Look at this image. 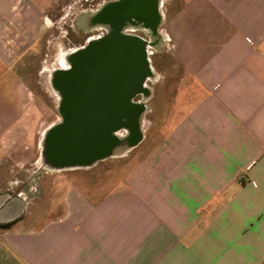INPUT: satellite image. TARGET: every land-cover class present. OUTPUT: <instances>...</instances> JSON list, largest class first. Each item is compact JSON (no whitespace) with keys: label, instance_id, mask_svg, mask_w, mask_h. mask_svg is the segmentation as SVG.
<instances>
[{"label":"crops","instance_id":"crops-1","mask_svg":"<svg viewBox=\"0 0 264 264\" xmlns=\"http://www.w3.org/2000/svg\"><path fill=\"white\" fill-rule=\"evenodd\" d=\"M61 3L0 0V155ZM165 35L184 69L146 100L121 179L9 182L0 264H264V0H184Z\"/></svg>","mask_w":264,"mask_h":264},{"label":"water","instance_id":"water-1","mask_svg":"<svg viewBox=\"0 0 264 264\" xmlns=\"http://www.w3.org/2000/svg\"><path fill=\"white\" fill-rule=\"evenodd\" d=\"M147 3L153 8V0ZM124 11L121 3L104 7L96 20L109 33L74 51L65 69L49 74L62 119L43 133L40 163L44 169L88 168L107 156L122 155L140 140L145 104L133 103L131 98L137 92L147 93L143 84L153 74L149 45L123 32ZM111 12L114 22L106 18Z\"/></svg>","mask_w":264,"mask_h":264},{"label":"rangeland","instance_id":"rangeland-1","mask_svg":"<svg viewBox=\"0 0 264 264\" xmlns=\"http://www.w3.org/2000/svg\"><path fill=\"white\" fill-rule=\"evenodd\" d=\"M84 0H62L65 10L61 13H52L55 16L44 33V36L35 45L33 54L30 53L24 77L33 92V107L26 116V124L17 127L3 141V151L0 155V190L9 189V182L15 179H23L33 172L35 181L40 182L49 178L59 179L64 175L88 177L93 170V181L121 179L123 163L127 158L117 155L105 161H100L88 168H78L63 171H49L40 168V142L44 131L51 125L59 122L57 95L49 83V71L58 69V58L63 52H72L84 45V40L79 37L74 27H67L65 24H73L74 17L85 9L82 6ZM61 3V5H62ZM184 3V0H160L161 25L159 32L162 36L158 48H148V59L152 74L157 78L153 81L146 79L144 85L149 88V101H154L160 96L161 83H169L170 74L183 71L184 67L179 65L176 59V52L168 40V22L173 11ZM60 5V7H61ZM66 13L59 22L57 17ZM88 14L89 11L83 12ZM82 13V14H83ZM65 21V24H64ZM70 31V35L64 37ZM98 33H92L96 36ZM25 73V75H26ZM29 74V75H28ZM164 78V79H163ZM167 97L169 99L170 92ZM146 99V100H147ZM144 101V104L146 102ZM150 102V103H151ZM27 168L28 172H25ZM62 175H59L61 174ZM19 191L22 189L19 188ZM41 188H34V195H43Z\"/></svg>","mask_w":264,"mask_h":264},{"label":"flooded vegetation","instance_id":"flooded-vegetation-1","mask_svg":"<svg viewBox=\"0 0 264 264\" xmlns=\"http://www.w3.org/2000/svg\"><path fill=\"white\" fill-rule=\"evenodd\" d=\"M153 1H154V5L153 8H151L150 5L148 6L147 0H84L82 6H85V9L74 17L73 24L67 25L65 24L64 21V24L67 27L69 28L74 27L77 35L79 37H82V40L85 41L84 45L80 46L74 51H77L87 46L91 41H96L101 38H104L109 33V30L103 27L104 23L99 21L97 22L96 18L98 17V15L100 16L103 8L106 7L107 5L120 4V3L122 4L123 11L125 10L124 14L126 15V18L122 22V29L123 28L125 29L123 30V32L125 34L132 35L134 37L140 38L141 40L145 41L149 45L148 48H153V49L158 48L159 42L162 39V36L159 32V27L161 25V13L159 6L160 0H153ZM85 11H89V13L84 14L83 12ZM91 16L94 17L93 21H90L88 19L89 17L91 18ZM106 18L107 21L109 20L110 22H114L115 15L113 14V12H111L107 14ZM79 24H82V27L79 26ZM108 24L109 23H107V25ZM92 33L93 34L98 33V35L91 36ZM67 35H70V31L68 30L65 33L64 37L66 38ZM74 51L70 52L66 56V63L68 57ZM66 66H68V63ZM60 69H65V68H60ZM147 88L148 87H146L143 84V89L146 90ZM148 96H149V91L147 89V93L141 91L134 94V96L131 98V101L133 103L141 104L144 103L145 98L146 97L148 98ZM106 103L108 104V101ZM59 117L61 120L62 115L59 114ZM109 158L110 157L107 156L106 158H103L97 161L96 163L100 161H105Z\"/></svg>","mask_w":264,"mask_h":264},{"label":"bare ground","instance_id":"bare-ground-1","mask_svg":"<svg viewBox=\"0 0 264 264\" xmlns=\"http://www.w3.org/2000/svg\"><path fill=\"white\" fill-rule=\"evenodd\" d=\"M79 26L82 27V24H79ZM70 52H63L61 53V55L58 58V67L59 68H66L67 63H66V56L69 54ZM55 69H51L49 71V74ZM157 78L156 74H153L152 77H150L151 80H155ZM149 89V88H148ZM150 91V90H149ZM56 94V93H55ZM57 95V94H56ZM59 99V97L57 96V100Z\"/></svg>","mask_w":264,"mask_h":264}]
</instances>
